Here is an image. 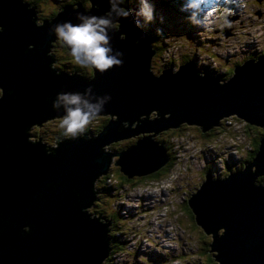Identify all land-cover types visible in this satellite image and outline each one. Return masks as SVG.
Here are the masks:
<instances>
[{"label": "water", "instance_id": "water-1", "mask_svg": "<svg viewBox=\"0 0 264 264\" xmlns=\"http://www.w3.org/2000/svg\"><path fill=\"white\" fill-rule=\"evenodd\" d=\"M90 2L88 12L75 3L76 9L61 8L52 23L41 27L29 5L0 0V264H101L110 252L106 226L111 222L100 214L89 219L81 208L96 200L93 181L106 175L112 163L129 179L156 174L168 157L152 137L181 123L199 125L205 133L235 114L264 129V55L236 67L226 83L200 74L190 62L178 72L162 70L154 77L151 38L133 23L137 5L129 7L133 17L118 19V30L109 33L114 51L124 54L122 66L104 73L91 68L90 80L54 73V60L45 54L55 26L78 24L80 14L103 16L110 10L109 0ZM88 87L96 96H111L100 115L116 117L101 133L64 138L54 148L27 142L29 126L64 115L63 108L52 106L58 93H83ZM153 112L157 117L150 118ZM140 132L135 146L103 152L110 142ZM113 155L119 159L112 161ZM262 175L264 138L245 168L223 180L205 173L187 199L196 225L212 234L211 251L219 264H264V186L254 184Z\"/></svg>", "mask_w": 264, "mask_h": 264}, {"label": "rangeland", "instance_id": "rangeland-1", "mask_svg": "<svg viewBox=\"0 0 264 264\" xmlns=\"http://www.w3.org/2000/svg\"><path fill=\"white\" fill-rule=\"evenodd\" d=\"M55 1L45 0L42 3L43 12H50V9L53 7L52 3H56ZM72 1L61 0L64 4L72 3ZM84 1L85 5L88 6L86 0ZM149 2L153 3L155 7L156 19L154 23L149 24L146 28H141V30L151 38L148 42L150 49L154 53L150 57L149 70L150 74L154 77L159 76H156L157 69H162L160 65L163 64L164 58H170L171 63L165 65L164 68L168 67L171 72H178L180 66L190 62L196 70H200V74H204L207 70L212 74L213 71L224 73L226 72V67L233 68L237 64L241 67L247 62L249 57L259 55L260 52L262 56L264 55V0H208L209 7L215 8L217 5L220 7V12L213 18L214 22L208 26H196L189 21V17L193 14L182 11L187 0H149ZM225 10L231 13L226 16L228 25L224 24L225 16L223 13ZM107 12H104V14ZM161 16L163 17L162 23L160 21ZM197 19L203 21L202 17H197ZM181 27L184 28L189 36L175 35L177 39L174 42V30H177L178 33H183ZM116 29L118 27L115 26L113 30ZM158 30L159 32H167L168 36L154 40L152 33ZM119 38L124 39L121 36ZM156 41L162 46L160 53L157 50ZM201 48L205 50L201 51ZM208 53L212 55L208 56ZM257 61L259 60L255 62ZM152 63L153 65L156 63L155 67L151 66ZM225 76L224 74L223 77ZM227 81L228 79L223 81V83ZM109 115L111 117L107 119V124L111 118L114 119L116 117L114 114L111 115L109 113ZM155 116L157 117V115ZM235 116L244 125L245 122L247 123L244 119L237 115ZM53 118L49 122L57 120L59 125L62 116H55ZM127 122L122 123L124 128L128 126ZM135 123L137 121H133L130 124V128H134ZM182 124L185 123H181L180 125ZM186 125L184 126L185 128L188 127ZM234 125L239 126L238 124ZM191 126L198 127L200 130L202 128L199 125L191 124L187 130L198 138L192 139L187 136V139L176 142L175 149L177 151L174 152V161L177 160V163L170 170L168 180L158 185L143 182L136 187L124 186L114 193L116 190L113 184L114 181L104 179L103 185L111 187V192L108 195L101 194L95 190L96 183H102L103 179L100 178L103 174L98 175V178H95L93 181L92 189L96 192L97 198L93 200L92 205L81 208V211L85 210L90 215H88L89 219L96 216L95 209L103 212V214L107 212V217L113 219L112 224H116V226H112L111 234L117 230L121 231L120 234H114L116 238L113 240L115 241L108 244L110 252L108 253V257L101 261V264L205 263L204 258L196 254L195 245L197 243L200 246L202 239L206 238L210 240V237L206 233H203L200 227L194 223L190 214L183 209L186 199L180 202L182 192L187 188L190 189L191 186H195L198 182L195 165L185 160L191 152H195L197 145H188L186 141L196 140L200 142L202 152L199 154L203 155L210 174L215 180L226 179L230 173L233 174L236 171H241L243 166L240 164L243 158L240 154L230 151L231 147L227 146L230 142L223 136H219L218 138L222 140L225 149L229 150L222 149L221 144L213 146L211 152L209 149L204 150V145L210 148L214 144L209 141L211 140V136L208 133L209 131L216 132V126L205 132L207 135H203L205 134L204 132L201 134L196 128H192ZM174 129H177V127ZM144 134L150 135L149 132ZM135 137L133 136V138ZM26 140L27 142H33L27 138ZM55 140L52 141L55 142ZM221 140L216 141L221 143ZM152 141L162 146L153 137ZM40 142L46 146L44 142ZM54 146L56 147L57 145ZM190 157L192 158V154ZM116 166L120 169L119 165ZM114 170L116 172L117 168L114 167ZM174 170H176V173L171 177ZM200 175L203 179L204 172L201 171ZM165 177L167 175L163 176V178ZM116 186L119 185L116 183ZM163 198L166 200H163ZM167 225L169 228L166 227Z\"/></svg>", "mask_w": 264, "mask_h": 264}, {"label": "trees", "instance_id": "trees-1", "mask_svg": "<svg viewBox=\"0 0 264 264\" xmlns=\"http://www.w3.org/2000/svg\"><path fill=\"white\" fill-rule=\"evenodd\" d=\"M20 1H21V3H23L25 5H29L26 7L27 9L30 8V9H33L35 11V19H34L35 25L36 26L39 25L41 27H43L49 23H52L56 14L59 13L63 8H65L69 5H71V9H76L77 4H75V3H81V7H82L83 11H89L91 9V7H89L91 5L90 0H86V4L88 6L85 5L84 0H73L72 3H65V4H64V2H61V0H56L55 1L56 3H52L53 7L50 9V12L47 13V12H43V10H42V3L45 0H20ZM138 1L139 0H125V4L122 5V7L129 8L133 5L138 6ZM33 18H34V16H33ZM118 25L119 24H115V26L119 28ZM181 30L183 33H180V32L178 33L177 30H174V36L175 35L189 36L185 32L184 28L181 27ZM152 36H154V40H158L161 37L168 36V34H167V32L156 31L155 33H152ZM155 44L157 46L158 52L160 53L162 51L161 50V48H162L161 44H159L157 41L155 42ZM48 46H49V50L45 55L52 57V59L54 60L53 62L50 63V69L52 71L54 70L53 71L54 73L64 74V75L76 73L80 77H83L87 80H90L93 77V74H94L93 70L91 68H82V67H79V65L75 64L73 58L70 55V50L67 48V46H65L62 42H60L56 36H54V40L52 42L48 43ZM31 47H33L32 44H29L27 46V48H31ZM202 50H205V49L201 48V51ZM207 55L211 56L212 54L208 53ZM260 56H262V53H259V55H252V57H249L247 59V61L255 62L256 60L260 59ZM162 63L163 64L160 65L162 67V69H157L156 76L159 75L162 72V70H168L169 69L168 67L164 68V66L167 65L168 63H171L170 58H164ZM155 65H156V63L154 65L152 63V66L155 67ZM237 65H238V67H240L239 64H237ZM237 65H235L233 68L226 67V69H225L226 72H224V73H219L217 71H213V73H212L213 75H212L207 70L204 74L217 77L219 79V81L222 82V81H225L226 79H229L231 76H233L234 70L237 67ZM197 72H198V70H197ZM224 74L226 75L225 77H223ZM0 96H2V89H0ZM109 117H111V116L106 117L104 115H99V117H97V119L91 125H89L88 130L85 133L86 134L85 137L90 138L89 135H91L92 137L93 136L96 137L97 134L101 133L104 126L107 125V121H108L107 119ZM142 117H145V116L143 115ZM150 118H152V117H150ZM140 119H142V118H140ZM49 120H52V119H49ZM49 120H45L44 122H42L40 124V126L37 124H33V125L28 127V130H26L25 133L30 134V136L27 137L28 140L33 141V142L29 141L30 143L42 141L46 144V146L54 148L55 147L54 145H58L57 143H59L61 141L60 138H62V139L69 138V137H66L64 135V132L61 128L58 129L59 125L57 123V120H53L50 122H49ZM224 120H225V118L222 119V121H224ZM226 121H232L235 123H239L237 121V118L235 115L227 117ZM185 125L186 124H184V125L182 124L177 129L169 130L166 133H165V131H163L158 136H155L153 138V139H157L161 143V145L163 146V149L166 151V155L168 157V163L159 172H157L156 174H154L150 177H146V178L132 177L131 179H129L128 176L126 174H124L119 169V167H117L116 165H114L112 163L108 168L107 174L101 175L102 177L100 179H103L102 183H100V184L96 183L97 186L95 187V190L100 192L101 194H104V195L110 194L111 187L109 188V187H106L105 185H103L104 179L114 181L113 184L115 185V188H116L114 193H116L117 191L120 190V188H122L124 186L136 187L139 184H142L143 182L146 183L149 181L159 180L163 176L168 175L170 170L174 166V151H175L174 144H175V141L178 139H181L179 137L181 135H185V134H187L192 139L198 138L196 135L192 134L189 130H187L188 128H190L189 127L190 125H186V126H188L187 128L184 127ZM191 127L196 128L201 134H203V132L198 127H194V126H191ZM219 128L221 130L225 131V127L220 126ZM244 130H245V133L247 135H249L248 139L250 140V145L246 150H244L245 154L243 155V157H242L243 160L240 164L241 166H243V168H245V166H247L249 163H251V161L254 159L255 154L259 150L260 140L262 138H264V129H262V128H259L256 126H251L245 122V129ZM253 131H255V132H253ZM206 132H208V131H206ZM203 135H207V134L205 133ZM208 135H210L211 138H213L215 136L214 132H212V131H209ZM82 136H80V137H82ZM135 136H136L135 138L131 137V138L124 139V140H117L118 142L117 141L110 142L109 145L107 144L104 148H102L103 152H109L111 154H116V153H120V152L126 150L130 146H135L136 142L138 141V139H140L143 136V134L140 132ZM39 137H40V139H39ZM56 138H58V140H55ZM183 138L187 139V137H183ZM52 140H55V142H53ZM118 159H119V155H113L112 161L118 160ZM114 167L117 168L116 172L114 170ZM227 168H229V166H227ZM204 173L211 175L207 165H206V167H204ZM201 181H203V179H201L197 183V185L199 183H201ZM116 183L119 186H116ZM254 184L257 186H264V175L259 176L258 179H256L254 181ZM194 190H195V187H194ZM184 191H185L184 193L186 195L181 197L180 202H183L184 199H186V203L183 204V207H184L183 209L185 211H187L188 213L191 211L192 214L190 213V216L194 221V219H195L194 218V212L192 211V208L189 206V204L187 202V199L189 198L190 194L193 191L189 192L190 191L189 188L185 189ZM95 198H97L96 193H95ZM91 203L93 204V201ZM94 205H96V203H94ZM84 211L85 210H83V212ZM94 212L96 213L95 218H98L99 214H100V217H104V220H108L107 217L103 216L104 215L103 212H99L97 209H95ZM194 223H195V221H194ZM106 228H107V226H106ZM202 231H203V233H205L204 230H202ZM218 232L220 234L222 231H218ZM210 235H208L210 237V240L206 239V238L202 239L200 241V246H198V244L196 243L195 252L197 255L204 258V261H205L204 264H219V262H217V260H215L213 251H211L210 244L212 242V234H210ZM115 238H116L115 236H111V240H113ZM108 248H109V245H108Z\"/></svg>", "mask_w": 264, "mask_h": 264}, {"label": "clouds", "instance_id": "clouds-1", "mask_svg": "<svg viewBox=\"0 0 264 264\" xmlns=\"http://www.w3.org/2000/svg\"><path fill=\"white\" fill-rule=\"evenodd\" d=\"M124 4L125 0H109L110 10L103 16L80 14L77 16L80 21L78 24L67 21L55 26L54 34L68 47L75 64L82 68H95L101 73L114 66L123 65L124 54L114 51L109 33L114 29L118 19L133 17V11L122 7ZM182 11L193 14L189 21L194 25L208 26L214 22L213 18L220 12V7L219 5L215 8L209 7L208 0H187ZM229 14L231 13L228 10L223 13L225 25H228L226 16ZM197 17H202L203 21ZM155 19L153 3L149 0H139L134 25L137 28H146L154 23ZM160 21L163 22L162 16ZM110 101L111 96H96L93 89L88 87L83 93H58L52 106L57 110L63 108L64 115L59 127L66 137L76 139L86 133L89 125L97 119Z\"/></svg>", "mask_w": 264, "mask_h": 264}, {"label": "built area", "instance_id": "built-area-1", "mask_svg": "<svg viewBox=\"0 0 264 264\" xmlns=\"http://www.w3.org/2000/svg\"><path fill=\"white\" fill-rule=\"evenodd\" d=\"M226 118H225L224 121H222V119H221L220 124H219V127L220 126L225 127V131L221 130L219 127H216L215 128L216 132H214L215 136L213 138H211V140H209V141L213 142L214 144L210 148L208 146L204 145L203 149L204 150L209 149V151L211 152L212 151V147L217 145V144H221L222 145V149H225V146H224L222 140L220 138H218L219 136H223L226 140H228L230 142L227 145L228 147H231L230 151L236 152V153L240 154V156L243 157V155L245 154L244 150H246L249 147V145H250V140L248 139V137H247V135L245 133V130H244L245 129V125H244V123H241L238 119H237V121L239 123H235V122H232V121H226ZM234 124H238L239 126H236ZM187 136H188L187 134L181 135L179 137L181 139H178V140L175 141L174 149H175V147L177 145L176 142H179L180 140H183L184 139L183 137H187ZM216 140H221V143H218ZM186 142L188 143V145H190V144H196L197 145V149L195 150V152H191L192 158L190 157L191 154H189V156H187L185 158V160L186 161H190L191 163H193L195 165V167H196L197 172H198V171L202 170L204 167H206V162L203 159V155L199 154L200 152H202V150L200 149L201 148V144H200V142H198L196 140L195 141L188 140ZM225 150H229V149H225ZM176 151L177 150L175 149L174 152H176ZM176 163H177V160L174 161V166H175ZM174 173H176V170L173 171L171 177H173ZM168 175L165 178H161L159 180L149 181V182L153 183L154 185H158L159 183L168 180ZM184 192L185 191L182 192L181 197L186 195ZM163 200H166V199L163 198ZM166 227H168V225Z\"/></svg>", "mask_w": 264, "mask_h": 264}, {"label": "flooded vegetation", "instance_id": "flooded-vegetation-1", "mask_svg": "<svg viewBox=\"0 0 264 264\" xmlns=\"http://www.w3.org/2000/svg\"><path fill=\"white\" fill-rule=\"evenodd\" d=\"M176 36H174V42L176 41ZM151 66H152V64H151ZM174 69H176V67H174ZM200 71V70H199ZM219 83H221L220 81H219ZM108 116H110V115H108ZM154 115L152 114V115H150L149 117H153ZM174 128H170V129H167V130H165V133L166 132H168L169 130H173ZM201 171H203L204 172V168L202 169V170H200V171H198L197 172V176H198V182L202 179L201 178V175H200V172ZM205 174V173H204ZM203 179H204V177H203ZM197 182V183H198ZM197 183H196V185L195 186H191L190 187V191L189 192H191V191H193L194 190V187H195V189L200 185V183L197 185ZM106 214H104L103 216H105V217H107V212H105ZM191 213V211L189 212V214ZM192 214V213H191ZM104 218V217H103ZM107 221H110L111 223H109V225L107 226V230H109L108 232H107V237H108V243L110 244V242H113V241H115V240H111V236H114V234L116 233H121V231L120 230H117V231H115L113 234H111V229H112V226H116V224L114 223V224H112L113 223V219L112 218H110V217H107ZM208 236V235H207ZM209 237V236H208Z\"/></svg>", "mask_w": 264, "mask_h": 264}, {"label": "bare ground", "instance_id": "bare-ground-1", "mask_svg": "<svg viewBox=\"0 0 264 264\" xmlns=\"http://www.w3.org/2000/svg\"><path fill=\"white\" fill-rule=\"evenodd\" d=\"M129 9V8H128ZM106 12V11H105ZM31 18H32V16H31ZM30 20H32V19H30ZM143 22V21H142ZM115 24H120L119 23V21H116V23ZM130 27H132V25H130ZM118 29H116L115 31H117ZM143 32V31H142ZM144 33V32H143ZM145 35H147V36H149L148 34H146V33H144ZM119 36H121V37H124V33H120L119 34ZM148 44H149V42H148ZM152 114H154V116H155V113L153 112ZM108 116L109 114H105L104 116ZM106 116V117H107ZM99 117V116H98ZM101 118V117H100ZM112 119V118H111ZM115 119V118H114ZM48 122V121H47ZM184 125V124H183ZM139 137V136H138ZM62 139V138H61ZM135 140V139H134ZM109 145V144H108ZM112 145V144H111ZM237 172V171H236ZM98 198H99V196H98ZM162 201V200H161ZM113 249V248H112ZM114 251V250H113Z\"/></svg>", "mask_w": 264, "mask_h": 264}]
</instances>
